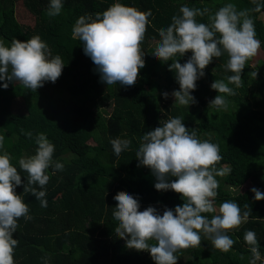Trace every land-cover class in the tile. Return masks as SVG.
<instances>
[{
    "label": "trees",
    "instance_id": "16d2710c",
    "mask_svg": "<svg viewBox=\"0 0 264 264\" xmlns=\"http://www.w3.org/2000/svg\"><path fill=\"white\" fill-rule=\"evenodd\" d=\"M116 2L142 12L151 10L152 15L142 44L145 67L140 69L137 82L131 87L113 84L106 92L107 84L84 54L82 42L73 38L72 29L80 16L102 13ZM259 2L264 4V0ZM49 3L0 0V39L6 46L13 39L26 42L39 35L51 57L59 55L64 64L58 80L45 82L36 92L18 82L0 81V135L5 137L0 154L7 151L13 166L21 172L22 184L16 193L23 196L32 217L18 220L13 235L18 241L15 264H154L150 253L128 249L126 241L116 236L117 222L112 213L117 204L114 197L120 191L137 198L140 211L151 206L162 215L165 208L174 210L183 205L179 194L157 191L155 176L136 159L141 136L169 117H181L189 130H196L200 140L219 145L223 159L216 167L230 170L216 177V205L231 200L242 211L247 203L252 211L247 223L228 233L235 241L229 252L215 249L207 238H202L200 247L176 254L177 264H249L252 256L244 241L248 230L255 232L259 244L261 261L257 264H264V200L256 201L251 191L255 187L264 193V58L254 66L251 60L246 63L242 87L229 85L236 94L226 96L229 106L225 111L209 107V103L218 94L211 84L221 79L227 82L233 74L224 67L227 54L214 58L206 67L191 93L195 103L189 106L176 104L173 96L165 99L155 93L159 80L162 93L178 91L179 84L175 72L169 71L172 62H162L153 54L160 39L158 30L170 26L172 17L180 15L181 6L209 9L208 14L197 17L198 22L207 24L208 17L225 4L233 3L239 11L254 8L252 0H62V11L55 17L47 15ZM18 6L34 17L32 26L18 22ZM250 15L264 57V7ZM190 57L188 52L173 59L184 64ZM252 71L258 72L256 79L249 75ZM6 82L9 86L4 89ZM15 102L21 109H13ZM101 102H107L111 111L100 109ZM21 129L31 131L33 137L29 139ZM39 133L55 145L53 161L64 165L63 171L54 175L49 168L48 184L38 189L46 191L47 207L24 193L27 173L18 164L21 156L35 154V136ZM115 138L131 140L129 149L119 156L110 143ZM207 215L211 218L213 214Z\"/></svg>",
    "mask_w": 264,
    "mask_h": 264
},
{
    "label": "clouds",
    "instance_id": "9594fccd",
    "mask_svg": "<svg viewBox=\"0 0 264 264\" xmlns=\"http://www.w3.org/2000/svg\"><path fill=\"white\" fill-rule=\"evenodd\" d=\"M252 3L254 8L239 11L235 4L227 3L208 17L207 24L198 22L197 17L208 14L209 9L184 5L179 8L180 15L172 17L170 26L158 30L160 39L153 54L162 62H172L169 71L175 72L179 84V90L172 93L176 104L195 103L191 93L196 90V82L205 75L204 70L214 58L227 54L224 67L233 74L227 77V82L221 79L211 84V89L218 94L209 107L228 109L226 96L236 94L229 85L243 86L242 72L246 63L257 56L261 48L250 13L260 12L264 4L259 0ZM62 8V0H50L47 15L58 16ZM151 15V10L142 12L116 2L102 13L77 19L72 29L73 38L82 42L84 54L91 58L103 83L135 85L140 69L145 67L142 44ZM188 52L191 57L184 64L173 59ZM63 68L61 57H51L48 45L39 35L26 42L13 39L10 46L0 39V81L18 82L36 92L45 82L55 83ZM249 75L256 79L258 72L252 71ZM7 82L3 84L4 89L9 86ZM163 96L167 99L168 93ZM21 132L29 139L33 137L31 131L21 129ZM4 140L0 135V150ZM110 143L119 156L129 149L131 140L115 138ZM35 144V154L21 156L18 164L19 169L27 173L24 193L35 196L41 207H47L46 191L38 189H45L48 184L49 168L54 175L63 171L64 165L53 161L55 145L44 133L35 136ZM136 159L155 176L157 191H173L184 203L174 210L165 208L161 215L151 206L140 211L137 198L118 192L112 213L117 222L114 232L126 241L128 249L150 253L154 264H177L176 254L200 247L202 238H207L221 252L232 249L235 241L228 233L247 223L252 211L247 203L242 211L240 205L231 200L217 207L219 181L216 177H223L230 170L226 166L216 167L223 159L218 144L200 140L196 130H189L181 117H169L161 126L141 136ZM11 161L7 151L0 154V264H15L18 241L13 235L18 220L32 219L29 205L16 193V188L22 184L21 172ZM170 177L175 179L170 180ZM251 191L256 201L264 200V193L255 187ZM207 214L213 215L209 218ZM244 241L252 256L249 264H257L261 253L255 232L246 231Z\"/></svg>",
    "mask_w": 264,
    "mask_h": 264
},
{
    "label": "rangeland",
    "instance_id": "374dc122",
    "mask_svg": "<svg viewBox=\"0 0 264 264\" xmlns=\"http://www.w3.org/2000/svg\"><path fill=\"white\" fill-rule=\"evenodd\" d=\"M16 13H15V15H16V18H17V20H18V22H21L23 25H25V26H32L33 25V22H34V17L27 11V10H24L21 6H18V8L16 9V11H15ZM261 19L263 20V22H264V15H262L261 16ZM264 57H263V54H262V52H261V50H259V53H258V55L257 56H255L254 58H252L251 59V61H250V65H252V66H254L255 65V63L259 60V59H263ZM156 80H157V78H155ZM158 83H160L159 84V86H158V88L156 89V91H155V93H158L159 95H161L162 94V97H163V94L165 93V92H163L162 93V91H161V85H162V83H161V80H159L158 81ZM159 89V90H158ZM112 90V86H108V85H106V87H105V91L106 92H110ZM168 93V99H172L173 97H172V93H170V92H167ZM174 99V98H173ZM99 99H97V102L99 103ZM101 108L100 109H104V110H108V111H111L110 110V107H108V105H107V102H101ZM21 106H19V104L18 103H14L13 104V109L14 110H18L19 108H20ZM21 109V108H20ZM246 186V185H245ZM247 187H245V189H246ZM243 188H241V190H242ZM262 190V189H261ZM217 207H218V205H217Z\"/></svg>",
    "mask_w": 264,
    "mask_h": 264
},
{
    "label": "built area",
    "instance_id": "2783aa9c",
    "mask_svg": "<svg viewBox=\"0 0 264 264\" xmlns=\"http://www.w3.org/2000/svg\"><path fill=\"white\" fill-rule=\"evenodd\" d=\"M262 261H263V263H264V257H263Z\"/></svg>",
    "mask_w": 264,
    "mask_h": 264
}]
</instances>
